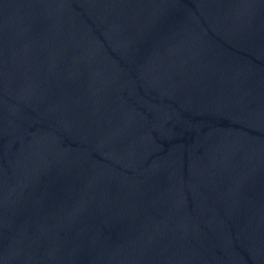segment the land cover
<instances>
[{"label": "water", "instance_id": "1", "mask_svg": "<svg viewBox=\"0 0 264 264\" xmlns=\"http://www.w3.org/2000/svg\"><path fill=\"white\" fill-rule=\"evenodd\" d=\"M0 264H264V0H0Z\"/></svg>", "mask_w": 264, "mask_h": 264}]
</instances>
